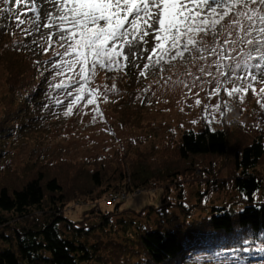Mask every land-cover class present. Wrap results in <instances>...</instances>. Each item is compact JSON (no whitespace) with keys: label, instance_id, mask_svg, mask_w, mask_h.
Instances as JSON below:
<instances>
[{"label":"trees","instance_id":"16d2710c","mask_svg":"<svg viewBox=\"0 0 264 264\" xmlns=\"http://www.w3.org/2000/svg\"><path fill=\"white\" fill-rule=\"evenodd\" d=\"M40 34L44 36L45 31L42 29ZM21 39V32L14 31L12 19L1 14L0 68L6 70L10 89L4 97L5 109L10 110L6 120L9 128H0L3 137L16 128L18 110L48 109L45 105L50 104L56 91L48 86L50 72L41 75L45 66L38 46L31 45L32 51L17 50L14 41ZM102 70L107 76H116V80L122 75L130 79L137 76L131 65L123 71ZM260 118L264 121V115ZM230 135L228 128H213L208 124L199 131L186 130L172 161L161 152L157 159L145 160L135 157L128 160L124 153L121 158L99 157L89 162L59 160L28 164L15 171L3 170L0 241L4 245L0 244V264H196L203 258L220 259L223 264L264 261V176L258 169L264 163V133L236 146L231 156ZM227 155L241 207L215 204L207 215L195 217L206 208L200 196L208 194L199 191L197 203L186 206L185 178L210 185V179L196 166V160L227 158ZM91 162L95 167L89 169ZM112 163L117 166L110 174L105 167ZM157 186L163 195L176 187L177 202L155 208L151 205L140 211L120 209V202L110 209L98 205L111 191L127 189L133 194L137 189L152 191ZM81 197L89 199L91 206L78 219L69 218L66 211ZM170 206L184 214L183 220L174 225L167 222ZM151 210L163 216L162 219L154 223ZM103 233L110 234L103 237Z\"/></svg>","mask_w":264,"mask_h":264},{"label":"snow or ice","instance_id":"6c2138e0","mask_svg":"<svg viewBox=\"0 0 264 264\" xmlns=\"http://www.w3.org/2000/svg\"><path fill=\"white\" fill-rule=\"evenodd\" d=\"M14 5L3 11L21 32L17 50L32 51L31 45L45 54L51 50L41 75L50 72L49 88L71 98L65 116L84 101L82 107L95 105L92 111L102 117L98 101L116 89L89 86L97 68H139V60H146L139 72L145 78L182 65L188 79L172 86L187 89L183 95L194 98L205 119L231 110V99L243 103L249 90L264 110V86L256 89L264 85V0H14ZM42 29L44 44L35 38L25 42Z\"/></svg>","mask_w":264,"mask_h":264},{"label":"rangeland","instance_id":"374dc122","mask_svg":"<svg viewBox=\"0 0 264 264\" xmlns=\"http://www.w3.org/2000/svg\"><path fill=\"white\" fill-rule=\"evenodd\" d=\"M10 7H15L14 0H0V15L4 14V17L9 19L10 14L3 9ZM43 8H50V5L44 4ZM21 10H23L22 6ZM43 14L42 10L41 15L43 16ZM31 15L29 13V16ZM14 31L20 32L15 23ZM42 36L43 34L37 33L35 37H29V39L35 38L39 44H44L45 41L41 38ZM38 50L43 65L48 67L46 61L52 55L51 50L47 54L40 47ZM54 58L59 59V57ZM145 62L146 60H139L140 67H134L137 72L135 79L122 75L116 80V76H107L102 69L97 68L96 75L89 86L103 90L105 87L112 88L115 85L116 89V91L108 94L107 100L101 98L98 101L99 109L103 113L102 117L92 111L96 107L95 105L82 107L84 101H81V106L73 109L71 116H65L63 113L71 98L66 99L63 94L57 97L58 90L55 91L53 98L62 100V105H53L54 99L50 98V104L47 105L49 106L48 109H26V112L18 110L14 123L16 128L6 137L0 134V166L2 167L0 168V175L3 170L15 171L19 167L32 163H53L59 160L89 162L95 161L99 157L121 158L124 153H126L128 160L133 157L138 160L140 158L145 160L157 159V155L161 152L164 157L172 161L184 131L189 129L199 131L207 124L213 128H228L230 130L229 156L232 155L236 146L247 144L256 134L264 133V121L260 118L264 115V110H261L257 103V97L253 95L251 90L246 94L243 103L238 97L231 99L229 100L231 110L222 109L223 114L214 111L211 116L205 119L202 107L194 105V98L186 100L183 93L187 92V89L182 86H172L171 82L178 78L188 79L183 75L185 69L182 65L177 63L176 67L166 70L162 74L157 71L155 75L149 74L145 78L139 74ZM6 80V70L0 68L1 129L9 128L6 120L10 109H5L4 97L10 89ZM115 81L118 83L113 84ZM261 86L264 85H256L257 92ZM205 87L209 86L206 85ZM199 95L204 97L205 94L200 92ZM221 96L228 100V97L223 93ZM203 102L207 103L206 100ZM217 102L218 98L211 100L213 105ZM35 115L38 117L36 118ZM94 116L96 117L95 121L93 120ZM31 117L35 118L31 119ZM193 120L197 123H192ZM18 124H27V126L19 127ZM145 154L149 155L144 157ZM229 156L227 155V158L215 157L214 159L203 157L196 160V166L200 167L210 179V185L205 184V181H192V177L185 178L183 189L186 206L197 203L199 191L208 194L206 197L200 196L206 208L197 212L195 217L207 215L211 206L215 204L231 205L235 209L241 207V204L237 203L241 196L232 180L234 175L230 170ZM117 160L120 161L121 159ZM114 163L106 164L105 168L110 174L117 166V162ZM154 165L157 166V164ZM87 167L92 169L95 166L91 162ZM258 169L264 176V163ZM205 170L209 173L207 174ZM213 178L218 180L215 181ZM84 181L86 180L84 179ZM160 188L157 186L152 191L145 190L140 194H130L126 200L120 202V209L130 208L134 211H140L151 205L155 208L165 203L175 204L177 202L179 190L176 187L164 192L166 196L163 195ZM90 203L89 199L81 197L72 202L71 207L66 211V215L71 219H78L82 211L91 206ZM98 205L101 209L113 207V204L107 203L105 198ZM168 209L167 217L170 220L167 222L169 224L174 225L183 220L184 214L179 208L170 206ZM153 210H151L150 218L155 223L163 216ZM131 216L136 217L134 214ZM119 233L123 232L120 231ZM109 234L103 233L102 236L106 237ZM0 244L4 245L2 241ZM194 263L223 264V260L211 259L206 261L203 258ZM257 264H264V261H259Z\"/></svg>","mask_w":264,"mask_h":264},{"label":"built area","instance_id":"2783aa9c","mask_svg":"<svg viewBox=\"0 0 264 264\" xmlns=\"http://www.w3.org/2000/svg\"><path fill=\"white\" fill-rule=\"evenodd\" d=\"M145 190L143 189H137L133 192V194H140L144 192ZM130 196V193L128 192L127 189H120L117 191H111L110 193L107 194L105 197V201L109 204H114L117 202H122L126 200Z\"/></svg>","mask_w":264,"mask_h":264}]
</instances>
